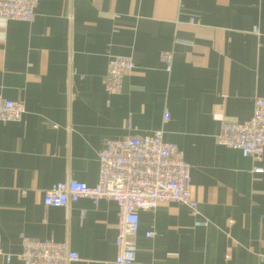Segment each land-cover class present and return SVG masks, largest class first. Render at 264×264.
<instances>
[{"label":"crops","instance_id":"1","mask_svg":"<svg viewBox=\"0 0 264 264\" xmlns=\"http://www.w3.org/2000/svg\"><path fill=\"white\" fill-rule=\"evenodd\" d=\"M113 57L134 64L119 95L103 84ZM0 96L25 106L0 122L5 253L28 237L66 242L71 264H112L117 205L46 207L44 192L68 179L95 186L106 141L161 131L184 155L197 209L140 211L136 260L264 264V149L254 159L216 140L222 121H248L264 98V0H39L32 22L0 20Z\"/></svg>","mask_w":264,"mask_h":264},{"label":"built area","instance_id":"2","mask_svg":"<svg viewBox=\"0 0 264 264\" xmlns=\"http://www.w3.org/2000/svg\"><path fill=\"white\" fill-rule=\"evenodd\" d=\"M39 0H0V20L30 23L34 20ZM166 70L171 66V56L163 55ZM134 68L127 57H113L106 66L103 77L104 90L109 95H119L125 75ZM25 113L22 102L0 96V122L19 121ZM169 120L165 113L163 121ZM217 143L238 150L244 157L260 159L264 149V98L254 102L252 117L245 122L222 121ZM99 174L95 186L68 179L52 185L44 192L46 207L61 208L80 200L97 205L102 200L112 201L118 208L116 256L112 264H143L136 260L133 238L139 230V212L154 210L161 203L182 204L193 212L197 203L190 192L189 166L182 151L162 138L161 131L143 137H130L106 141L98 155ZM262 173L263 169H255ZM196 225L205 226V222ZM153 238L152 231L146 233ZM0 256L6 263L12 258L22 264H71L78 255L66 242L39 241L22 237L21 250L16 255L5 253L0 241ZM159 264V263H149Z\"/></svg>","mask_w":264,"mask_h":264}]
</instances>
